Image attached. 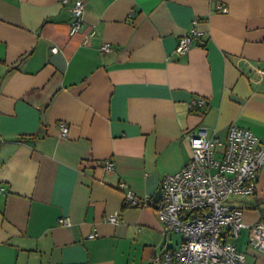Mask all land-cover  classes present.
<instances>
[{
  "label": "crops",
  "instance_id": "0c3cea01",
  "mask_svg": "<svg viewBox=\"0 0 264 264\" xmlns=\"http://www.w3.org/2000/svg\"><path fill=\"white\" fill-rule=\"evenodd\" d=\"M74 1L0 0V264H152L182 238L120 184L155 200L199 127L264 142V0H84L72 34ZM231 202L264 223V167L258 192ZM250 237L228 241L264 264Z\"/></svg>",
  "mask_w": 264,
  "mask_h": 264
},
{
  "label": "built area",
  "instance_id": "2783aa9c",
  "mask_svg": "<svg viewBox=\"0 0 264 264\" xmlns=\"http://www.w3.org/2000/svg\"><path fill=\"white\" fill-rule=\"evenodd\" d=\"M61 2L66 4L69 0ZM220 10L229 11L226 7ZM72 12L71 33L75 34L84 27L85 1L75 0ZM195 24L190 34L180 40L178 53L190 51L194 37L199 35ZM102 50L109 51L110 46L105 44ZM58 51L55 46L53 52ZM257 72L264 76V67L257 68ZM193 105L204 107L206 100L200 99ZM60 126L61 137L68 136L69 124ZM188 139L192 158L182 170L163 178L159 202L138 196L125 182L120 184V188L126 190L127 206H154L165 234L183 236L177 247L165 250L152 264H248L245 253L228 239L239 238L243 229L249 228L250 245L264 254V223L248 225L243 210L231 200L258 192L259 175L264 167V142L252 131L237 125L230 127L226 141L218 138L216 132L211 135L207 127L191 131ZM104 168L112 171L115 165L107 161ZM109 221L119 223L120 217L114 214ZM61 224L69 226L71 222L63 218ZM95 236L96 233L90 235Z\"/></svg>",
  "mask_w": 264,
  "mask_h": 264
},
{
  "label": "water",
  "instance_id": "95a60500",
  "mask_svg": "<svg viewBox=\"0 0 264 264\" xmlns=\"http://www.w3.org/2000/svg\"><path fill=\"white\" fill-rule=\"evenodd\" d=\"M161 194H162V191L161 189L157 192L156 196H155V202H159L160 198H161Z\"/></svg>",
  "mask_w": 264,
  "mask_h": 264
},
{
  "label": "rangeland",
  "instance_id": "374dc122",
  "mask_svg": "<svg viewBox=\"0 0 264 264\" xmlns=\"http://www.w3.org/2000/svg\"><path fill=\"white\" fill-rule=\"evenodd\" d=\"M181 238H183L182 235H177V239H180L181 240Z\"/></svg>",
  "mask_w": 264,
  "mask_h": 264
}]
</instances>
